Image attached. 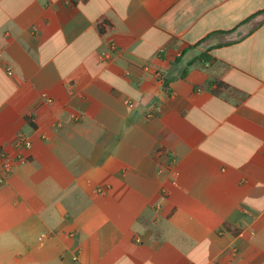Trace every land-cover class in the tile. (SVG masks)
I'll list each match as a JSON object with an SVG mask.
<instances>
[{
	"label": "crops",
	"instance_id": "crops-1",
	"mask_svg": "<svg viewBox=\"0 0 264 264\" xmlns=\"http://www.w3.org/2000/svg\"><path fill=\"white\" fill-rule=\"evenodd\" d=\"M262 11L0 0V264H264Z\"/></svg>",
	"mask_w": 264,
	"mask_h": 264
},
{
	"label": "trees",
	"instance_id": "trees-1",
	"mask_svg": "<svg viewBox=\"0 0 264 264\" xmlns=\"http://www.w3.org/2000/svg\"><path fill=\"white\" fill-rule=\"evenodd\" d=\"M73 2H77V0H72ZM79 1H81L82 3H84V2H86L87 0H79ZM260 13H264V11H262V12H260ZM100 28V30L102 31V29H101V27H99Z\"/></svg>",
	"mask_w": 264,
	"mask_h": 264
}]
</instances>
